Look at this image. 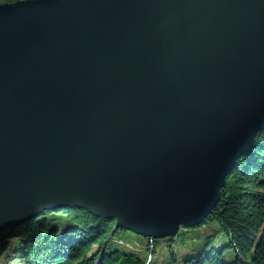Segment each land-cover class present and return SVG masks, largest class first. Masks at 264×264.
<instances>
[{"label": "water", "instance_id": "water-1", "mask_svg": "<svg viewBox=\"0 0 264 264\" xmlns=\"http://www.w3.org/2000/svg\"><path fill=\"white\" fill-rule=\"evenodd\" d=\"M264 131V0L0 4V237L83 209L199 226Z\"/></svg>", "mask_w": 264, "mask_h": 264}, {"label": "trees", "instance_id": "trees-1", "mask_svg": "<svg viewBox=\"0 0 264 264\" xmlns=\"http://www.w3.org/2000/svg\"><path fill=\"white\" fill-rule=\"evenodd\" d=\"M0 264H264V131L199 226L150 239L83 209H57L4 232Z\"/></svg>", "mask_w": 264, "mask_h": 264}, {"label": "rangeland", "instance_id": "rangeland-1", "mask_svg": "<svg viewBox=\"0 0 264 264\" xmlns=\"http://www.w3.org/2000/svg\"><path fill=\"white\" fill-rule=\"evenodd\" d=\"M134 249H135V250H137V248H136V247H134Z\"/></svg>", "mask_w": 264, "mask_h": 264}]
</instances>
